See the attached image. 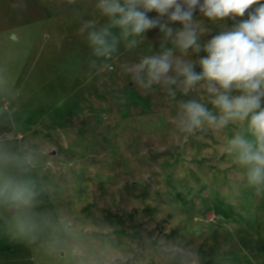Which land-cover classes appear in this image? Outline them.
Segmentation results:
<instances>
[{
  "label": "rangeland",
  "instance_id": "374dc122",
  "mask_svg": "<svg viewBox=\"0 0 264 264\" xmlns=\"http://www.w3.org/2000/svg\"><path fill=\"white\" fill-rule=\"evenodd\" d=\"M97 3L0 0V113L14 117L0 133L42 149L33 175L50 186L43 208L60 229L31 247L0 236V264H264V194L226 150L245 125L177 133L176 102L212 109L207 94L177 92L175 101L121 69L162 51L158 28L135 49L121 42L111 69L91 68L78 30L84 20L107 24ZM194 19L213 29L202 40L220 30L198 10Z\"/></svg>",
  "mask_w": 264,
  "mask_h": 264
},
{
  "label": "clouds",
  "instance_id": "9594fccd",
  "mask_svg": "<svg viewBox=\"0 0 264 264\" xmlns=\"http://www.w3.org/2000/svg\"><path fill=\"white\" fill-rule=\"evenodd\" d=\"M96 7L107 24L98 26L95 20H84L78 30L94 57L89 66L111 69L107 61L121 42L128 50L135 49L146 40L148 31L158 28L162 51L122 64L121 69L139 89L150 92L159 85L175 101L177 92L188 96L199 88L207 94L212 109L197 99L176 102L178 134L195 136L242 122L245 130L232 135L226 150L243 168L247 186L257 196L264 194V2L98 0ZM197 10L220 29L210 39L202 40L213 29L194 19ZM153 11L156 17L148 15ZM245 15L247 19H238ZM225 20L233 22L231 27L221 23ZM176 22L182 27L170 26ZM113 29H118V34ZM201 52L207 55L200 57ZM196 66L200 72L195 71ZM125 101L121 96L119 102ZM5 122L14 123V117L5 119L0 113V126ZM7 135L0 133V217L5 219L0 236L31 247L46 229L50 236L60 229L53 212L43 208L42 197L50 186L33 175L42 149L17 146Z\"/></svg>",
  "mask_w": 264,
  "mask_h": 264
}]
</instances>
